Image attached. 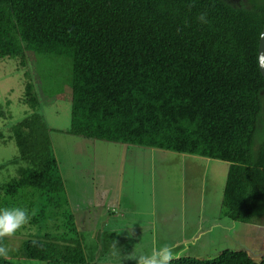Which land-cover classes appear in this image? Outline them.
Returning a JSON list of instances; mask_svg holds the SVG:
<instances>
[{
	"label": "trees",
	"instance_id": "1",
	"mask_svg": "<svg viewBox=\"0 0 264 264\" xmlns=\"http://www.w3.org/2000/svg\"><path fill=\"white\" fill-rule=\"evenodd\" d=\"M202 12L206 24L197 19ZM263 22L264 0H0V60L27 67L42 57L67 58L60 84L70 101L67 133L224 162L222 215L253 223L264 215ZM61 92L53 91L56 98ZM37 94L29 78L22 102L31 112L7 135L0 130V141L18 149L0 163L15 165L0 184V208L35 213L12 255L94 264L83 251ZM179 257L170 264H264V255L257 261L244 249ZM0 264L15 263L0 257Z\"/></svg>",
	"mask_w": 264,
	"mask_h": 264
},
{
	"label": "crops",
	"instance_id": "2",
	"mask_svg": "<svg viewBox=\"0 0 264 264\" xmlns=\"http://www.w3.org/2000/svg\"><path fill=\"white\" fill-rule=\"evenodd\" d=\"M75 137V149L84 152L88 138ZM91 140L94 147L101 145L99 140ZM107 142L111 144H106L105 151L119 152L122 154V161L114 163L108 161L98 166L99 171L104 173L107 166L114 165L113 177L117 180V186L112 192L105 191L108 193L106 199H111L110 202L98 198V201H102L100 211L94 210L100 204L95 194H92L91 198H88V195L84 196L80 185L76 184V181L80 180L78 177L87 176L89 180L92 179L90 184L93 185L97 177L93 172L97 168L94 166L95 162L87 164L77 162L75 166L62 165L56 154L64 193L68 206L74 214L84 253L92 251L87 248H91L90 246L94 244L98 245L107 236L110 242L105 248L113 247L115 253L119 254L118 260L121 256L119 250L123 248L147 252L150 247L167 244L173 250L187 248L200 242L203 234L202 219H204L201 182L205 183L207 172L211 174L212 183L216 182L214 178L218 172L217 164L211 165L208 161L213 160L200 156ZM52 145L56 153L53 142ZM176 159L181 161L167 162ZM184 161H190V164L185 165ZM225 167L227 171L228 165L226 164ZM225 167L221 170L224 171ZM198 168L200 171H197ZM67 170H70V175ZM196 174L198 177L202 174L203 180L196 178ZM100 177L101 175L98 174V178ZM195 180L200 181L197 188L190 183ZM73 185L74 189L71 188ZM77 210L84 212L78 215ZM130 232L133 233L132 236H129ZM83 234H86L85 239L82 237ZM86 239H88L87 246L84 243ZM116 243L120 244V248L114 247ZM92 258L97 259L95 254H92ZM116 264H134V261L130 263L117 261Z\"/></svg>",
	"mask_w": 264,
	"mask_h": 264
},
{
	"label": "rangeland",
	"instance_id": "3",
	"mask_svg": "<svg viewBox=\"0 0 264 264\" xmlns=\"http://www.w3.org/2000/svg\"><path fill=\"white\" fill-rule=\"evenodd\" d=\"M42 59L43 62L39 64V66L30 64V66L28 65L27 67L21 66L17 58L8 57L0 60V104L6 115L5 118H0V130L7 135L11 124L19 121L26 114L31 112L32 109L30 105L22 102L24 83L30 78V80L34 82L36 93H38L37 95H39V111L43 115L46 125L49 127L51 141L55 145L56 154L62 162V165L75 166L77 162H83L84 164L95 162L94 166H97V168L94 169L93 172H95V176L97 175V177L95 181H93V185L90 184L92 179L89 180L87 176L78 177L80 180H77L76 184L80 185V189L84 196L88 195V198H91V195L95 194L97 201L99 198L100 200L110 202L111 199H106V194L108 193H105V191L109 190V192H112L117 186V180L113 177L114 165L107 166L104 173L99 171L98 166L108 161L111 163L122 161V154L114 150L105 151L106 144H111L107 141L99 140L98 142H100L99 144L101 145L94 147V144L91 143V139H87V148L84 152L75 149L76 137L66 132L69 126L70 101L67 97L68 94L65 93V87H61L60 85L64 81V78L61 77L68 71V60L67 58L60 57H42ZM44 59L46 60L45 64ZM28 62H33L30 56ZM51 71L56 72L54 77L56 79L48 77ZM25 72H28V74H25ZM58 88H61L62 92L58 93L57 95L59 96L56 98L55 93ZM53 91H55V93H53ZM17 155L18 149L13 140H7L5 142L0 141V163ZM173 161L177 163V161L181 160L176 159L167 162ZM208 162L211 165L217 164L218 172L214 178L216 180L214 184L211 181V174L209 172L206 173L205 183L202 184L201 182V193H203L202 214L204 213L201 241L189 245L187 248L181 247L173 249V254L176 256L204 259L215 257L224 249H244L254 260L258 261L260 257L264 255V215L255 217L251 225L232 221L223 216L221 212V197L227 172L225 167L226 163H221L220 161H216L217 163L215 161ZM184 163L188 165L190 161H184ZM224 167V171L221 170ZM71 170L77 171L75 169ZM197 171H200V168H198ZM67 173L70 175V170H67ZM14 174L15 165L7 164L1 168L0 184L5 182L9 177L14 176ZM98 174L101 175L100 178H98ZM196 178H201L203 180L204 176L200 174V177H198V174H196ZM199 182V180H195L190 183L197 188ZM71 188L74 189L75 186L73 185ZM104 195L105 197L103 198ZM98 202L100 204L94 208L95 211H100L102 201ZM76 207L78 209V206ZM262 210L264 212V207ZM82 212L84 211L77 210L78 215L82 214ZM79 227L81 226L79 225ZM32 228L35 229V227ZM27 229V226H24L13 236L6 237V246L11 249L7 258L15 264H47L44 261L22 259L12 255L13 252L18 249L21 242L27 237L29 233ZM82 237L85 239L86 234H83ZM108 237L109 236L105 237L103 239L104 241H101L98 245L94 244L90 246L91 248H87L92 250L87 251L89 260L94 261L93 263L95 264H116L117 261L130 263V260L125 259V256L134 249H120L119 253L121 256L118 260L119 254L115 253L113 247L105 248L110 242ZM87 240L88 239L84 242L86 246L88 245V243H86ZM114 247L118 249L120 248V244L116 243ZM136 251L139 252L143 250ZM92 254H95V258L98 260L93 259ZM107 254L111 255L105 257L104 255Z\"/></svg>",
	"mask_w": 264,
	"mask_h": 264
},
{
	"label": "clouds",
	"instance_id": "4",
	"mask_svg": "<svg viewBox=\"0 0 264 264\" xmlns=\"http://www.w3.org/2000/svg\"><path fill=\"white\" fill-rule=\"evenodd\" d=\"M207 13L202 12L197 19L200 23L206 24ZM34 212L29 213L25 208L19 206L0 208V241L5 237L13 236L19 229L30 222L31 216ZM133 233H129L132 236ZM9 249L5 244L0 242V257L5 259L8 257ZM179 256L173 254L172 249L167 245L150 247L147 252L133 250L125 256L126 260L134 261V264H170L173 259H178Z\"/></svg>",
	"mask_w": 264,
	"mask_h": 264
},
{
	"label": "water",
	"instance_id": "5",
	"mask_svg": "<svg viewBox=\"0 0 264 264\" xmlns=\"http://www.w3.org/2000/svg\"><path fill=\"white\" fill-rule=\"evenodd\" d=\"M257 62L259 71L264 78V22L259 36L257 48Z\"/></svg>",
	"mask_w": 264,
	"mask_h": 264
}]
</instances>
